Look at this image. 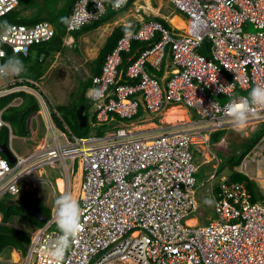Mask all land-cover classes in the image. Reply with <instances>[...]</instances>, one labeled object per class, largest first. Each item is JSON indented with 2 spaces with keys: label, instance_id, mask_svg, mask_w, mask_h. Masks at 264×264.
I'll return each instance as SVG.
<instances>
[{
  "label": "built area",
  "instance_id": "2783aa9c",
  "mask_svg": "<svg viewBox=\"0 0 264 264\" xmlns=\"http://www.w3.org/2000/svg\"><path fill=\"white\" fill-rule=\"evenodd\" d=\"M168 1L186 17L183 28L143 21L133 38L123 35L117 41L100 73L91 77L85 97L96 123H120L103 135L77 137L67 124L58 127L39 93L11 86L20 81L15 75L0 76V97L31 90L50 115L39 147L25 155L10 148L14 163L0 156V198L19 195L22 184L45 166L63 180L62 192L55 184L50 218L30 234L21 264H55L49 255L61 235L54 219L55 200L63 193L73 195L77 178L82 229L61 264H264V199L252 200L244 183L229 178L234 171L246 175L264 195V105L254 107L242 129L262 130L258 142L233 170L218 174L217 162L210 176L213 217L202 224L186 219L197 204L193 152L206 161L216 159L212 135L238 131L226 114L227 105L248 97L254 87H264V0ZM127 2L116 6V0H76L68 17L72 26L66 30ZM17 6L18 0H0V18ZM54 33L47 21L0 27V64L6 50L26 57L32 46L48 42ZM205 41L207 56L200 52ZM133 42H148V47L138 48L134 60L119 71ZM167 49L168 71L163 79L151 76L147 66L159 70ZM121 78L127 81L117 83ZM94 88L103 90L101 99L89 97ZM220 95L230 100L221 104L214 99ZM169 105L186 106L194 119L156 130L130 128L140 107L151 115ZM1 114L0 129H10Z\"/></svg>",
  "mask_w": 264,
  "mask_h": 264
},
{
  "label": "trees",
  "instance_id": "16d2710c",
  "mask_svg": "<svg viewBox=\"0 0 264 264\" xmlns=\"http://www.w3.org/2000/svg\"><path fill=\"white\" fill-rule=\"evenodd\" d=\"M132 1L133 0H128L126 5L130 4ZM57 2L58 0H18L17 8L0 18L1 28H4L11 24L18 23L29 25L39 21L50 22L55 28L53 37L48 42L32 46L29 55L26 57H23L22 55H14L10 50H6V55L2 59V63H4L9 57L12 56L20 59L25 65V71L19 75H15V77L21 78L22 80L14 81L10 85L25 86L36 91L43 98L49 109L50 115H52L51 118L53 122L58 127H63V124L65 123L69 126V128L72 129L71 131L74 135L84 133L87 135L89 130V123H87L85 127L80 128L79 121L76 116V110L81 105L84 106V113L91 109L92 106L85 97V93L91 84V77L100 73L106 55L110 53L116 46L117 41L123 35H125L124 28L126 25L115 26L110 34L106 37L103 45L100 47L97 53V56L90 63V76L86 80L80 81L78 87L79 91L78 93L75 92L71 95V102L67 105L54 106L49 102L40 88L34 83L38 82L46 69V56L51 55L53 52L62 51L64 47V38L68 36H71L73 38L72 44L73 47H75L80 35L82 36L86 33L98 29L113 15L111 10H107V12H105V14H103L97 20L84 24L80 28L69 32L66 30L67 24L61 22V18L69 17L76 0H64L61 7H57ZM26 11H30V13L26 15ZM109 12L112 14H109V17L105 18V15ZM156 20L161 22L165 27H170V24L167 21L161 18H156ZM127 25L132 26V32L136 31L139 28V23L137 21ZM156 40L157 38H155L154 41ZM206 43L208 42L206 41ZM146 47H148V42H133L131 52L123 55V60L119 66V71L123 72V70H125L126 68V65L134 60V58H131V60H128V58L132 54H134L138 48L144 49ZM42 55H45V60L39 61V57ZM169 56L170 51L169 49H167L166 56L164 57L159 70H155L147 66V72L151 76L161 79L165 72L168 71L167 62L169 61ZM121 66L123 67L121 68ZM116 81L117 83H121L127 81V79L121 78ZM15 98L21 99V103L16 106L11 105L12 101ZM39 110L40 103L37 97L34 94L28 93L24 90L15 91L8 95L0 97V111H2V118L9 124L11 133L14 136H29L30 132L27 127L28 119L31 115L37 113ZM144 112L145 111L142 109V107H140L138 113L134 116L132 121L140 119L143 116H147L148 114L146 113L144 115ZM90 123L92 126L91 129L94 130L95 134L97 135H103L107 130L111 129L115 125V122L112 121L97 124L94 115L91 116ZM10 129L6 126L0 129V145L5 144L6 146H8ZM226 133L227 131L215 132L212 135V142H218L220 138ZM230 134L237 137L238 149L232 156H229L227 158V160L225 161V165L222 166V169L225 166H230L233 170V168L237 167L241 163L244 156L258 142L263 134V131L258 130L251 133L249 136H244L243 134L234 132H230ZM0 156L6 158L2 153H0ZM229 178L230 181L244 183L248 191L252 195V200L257 201L264 199V195L261 193L257 183L254 180L248 178L246 175L234 171L231 172ZM22 196L25 198L27 203L37 204L41 208L42 213L46 218L50 217L51 208L46 206L40 198L33 194L31 190L25 191ZM0 213L2 215L0 223V254L4 249H8L9 251L16 250L20 252L24 257L26 255L27 246L30 243V234H27L22 229H17L10 224L13 223L14 219L18 220L23 218L25 220L28 219V222L35 228L41 227L43 223L39 222L32 214L23 209L20 206L18 199L16 200L15 197L10 194H6L3 196V198H0Z\"/></svg>",
  "mask_w": 264,
  "mask_h": 264
},
{
  "label": "rangeland",
  "instance_id": "374dc122",
  "mask_svg": "<svg viewBox=\"0 0 264 264\" xmlns=\"http://www.w3.org/2000/svg\"><path fill=\"white\" fill-rule=\"evenodd\" d=\"M155 1V0H154ZM64 0H58L57 7H61ZM130 6L122 7L120 10H112L113 15L98 29L86 33L79 37L77 45L73 47V39L68 40L65 39L64 47L60 52H53L51 57L46 60V69L43 72V75L40 77L38 82H36L37 86L44 92V95L47 97L49 102L54 106L59 105H67L71 102V95L75 92L79 91V83L80 81L86 80L90 76V63L97 56V53L100 47L103 45L107 35L113 28L114 21L121 18L126 10L129 9ZM133 9V6H132ZM30 11H26L25 14L28 15ZM105 15V18L109 17V14ZM180 17L185 18L184 14L178 13ZM131 18L125 20L124 22H128L125 25L136 21L132 15L129 16ZM122 22V21H121ZM119 22L118 24H120ZM248 31H253L252 27L247 28ZM203 55L207 56V43L206 41L202 45L200 49ZM27 90V89H26ZM26 92L34 94L31 90H27ZM36 96V95H35ZM37 97V96H36ZM38 99V97H37ZM219 103L223 104L230 100L229 97L220 95L214 98ZM39 101V99H38ZM21 102L20 98H15L13 103L19 104ZM40 110L31 115L30 118L34 120V128L36 130L37 137L32 138L31 142L27 141L22 144L19 140H14V149L17 152L25 151L32 146L33 141H37L38 143L43 142L46 134V118L50 117L48 110H46V105L40 102ZM188 112L190 119H193V115L191 111L187 109L186 106H182ZM44 110V112H43ZM46 113V114H45ZM85 114L88 116L89 130L87 135L77 134V137H86L88 135H94L95 131L91 129V109L86 111ZM46 116V117H45ZM162 116V114H152L148 119H144L138 123H147L150 120L158 121V118ZM39 120L40 126H36V121ZM133 125L136 123L132 122ZM120 124L118 121L115 122V125ZM230 132L240 133L244 136H249L251 133L248 130H238V131H227V133L222 136V138L212 144L211 151L215 154L216 159L211 161H206L204 156H201L198 153L193 152V159L196 164V172L194 174L195 179L197 180L198 190L196 194L197 204L189 214L186 219H196L198 224H202L207 222L209 219L213 217L212 204H206L205 199H211V194L207 190L208 185L211 183L210 176L214 173L217 162L219 163L217 166L218 174L227 173L231 170L230 166H225L222 169V166L225 165V161L229 156H232L238 149V140L235 135H231ZM29 137H31V132ZM42 144V143H41ZM219 168V169H218ZM44 172H36L34 174L33 180L28 181L27 183L22 184V187L26 188L25 190H31L34 195L40 197V199L45 202V205L52 208L54 204L53 200V191H55V179L61 178L60 174L56 170H52L49 167H43ZM200 183L206 184L205 186L199 185ZM28 185V186H27ZM75 185H78L77 179ZM77 191V190H76ZM74 193L73 197L76 198L77 193ZM25 192V191H24ZM22 196V195H21ZM14 196L15 199H19ZM29 220L23 219H14L11 226L22 229L27 234H31L35 227L31 225ZM13 254L8 249H4L0 254V264H13ZM23 261V256L19 252V264Z\"/></svg>",
  "mask_w": 264,
  "mask_h": 264
},
{
  "label": "clouds",
  "instance_id": "9594fccd",
  "mask_svg": "<svg viewBox=\"0 0 264 264\" xmlns=\"http://www.w3.org/2000/svg\"><path fill=\"white\" fill-rule=\"evenodd\" d=\"M124 3H126V0H116V6ZM61 22L69 25V27L72 26V22L66 17L61 18ZM131 27V25H126L124 28L125 36L129 39L133 38ZM24 71L25 65L15 56L9 57L3 64H0V76L19 75ZM88 95L92 99L99 100L103 96V90L90 89ZM256 105H264V87L257 86L252 88L248 97L232 99L227 105L226 114L231 119L234 127L242 130L250 116L254 114ZM205 203L211 205L213 201L206 198ZM80 216L79 203L71 193H63L57 197L55 200L54 219L61 235L54 242L49 252L55 264H61L65 253L71 247L73 239L81 231Z\"/></svg>",
  "mask_w": 264,
  "mask_h": 264
},
{
  "label": "crops",
  "instance_id": "0c3cea01",
  "mask_svg": "<svg viewBox=\"0 0 264 264\" xmlns=\"http://www.w3.org/2000/svg\"><path fill=\"white\" fill-rule=\"evenodd\" d=\"M131 5V7L129 8V9H127L126 10V13L121 17V18H119L118 20H116V21H114V23H113V28L115 27V26H118V25H125L126 23H128V22H124L125 20H127V19H129V18H131V17H129V16H133V17H135L134 19H136V21L139 23V26H140V24L143 22V21H149V20H156V18H161V19H163V20H165V21H167L170 25H173L172 24V22H171V20L172 19H174V18H177V19H179L182 23H185V20H186V17L185 18H182V17H180V15L178 14L179 13V11L178 10H176L171 4H170V2L168 1V0H133L130 4H128V5H124L123 7H125V6H130ZM132 6H133V9H132ZM122 21V22H121ZM136 21H133V22H136ZM119 22H121L120 24H118ZM132 23V22H131ZM130 24V23H129ZM174 26V25H173ZM112 28V29H113ZM112 29H111V31H112ZM110 31V32H111ZM110 32H109V34H110ZM108 34V35H109ZM107 35V36H108ZM136 52V51H135ZM136 53H134V54H132L129 58V60H131V58H135L136 57ZM167 64H168V62H167ZM167 72V71H166ZM166 72H165V74H166ZM164 74V75H165ZM164 75L162 76V77H164ZM16 78V77H15ZM16 79H18V80H22L21 78H16ZM163 79V78H162ZM21 103V102H20ZM19 103V104H20ZM11 105H18L17 103H13V101H12V104ZM173 107H177V108H180V109H182V110H184L185 111V115H186V120H182V121H184V122H189V121H191V120H193V119H190V117H189V115H188V112H187V110L185 109V108H183L181 105H178V106H173ZM172 107V105H169V106H166L164 109H163V111L160 113V114H162V116H160L159 118H158V121L157 122H155L154 120H150L149 122H147V123H145V124H143V123H138V122H140V121H142V120H144V119H148L149 118V116H150V114H148L147 116H143V117H141L140 119H137V120H135V124L133 125V123H131V125H130V128H133V129H135V130H146V129H149V130H156V128H158L157 126H159V125H162V124H169V123H174V122H166L165 120H164V118H165V114L171 109V108H173ZM91 111H92V115H94V112H93V109H92V107H91ZM85 114V113H84ZM146 114V112H144V115ZM91 115V116H92ZM152 115V114H151ZM194 117V116H193ZM88 118V117H87ZM182 121H175V122H182ZM88 123V122H87ZM36 126H40V123H39V120L38 121H36ZM27 127H28V129H29V132H31V137H29V136H27V137H17V136H14L12 133L10 134V136H9V144H8V146H10V148H12L16 153H18V154H20V155H25V154H27V153H29V151H31V150H33V149H35V148H37V147H39L40 145H41V143L39 142H37V141H33L31 144H32V146L29 148V149H26L25 151L23 150L22 152H17L15 149H14V140H19L20 142H22V144L23 143H25V142H27V141H29V142H31V140H32V138H36L37 137V135H34L35 133H36V130L34 129L33 130V128H34V120H32L30 117H29V119H28V122H27ZM34 133V134H33ZM30 135V134H29ZM57 179L58 178H56L55 179V183L57 182ZM77 180H78V178H77ZM75 182H76V180H75ZM78 182V181H77ZM28 186V185H27ZM56 186H57V188H58V185H57V183H56ZM78 186V185H77ZM77 186L75 185V189H74V193H75V191L77 190L78 191V188H77ZM26 188L24 187H22V189H21V192H20V194L18 195V197L19 196H21V195H23L24 194V191H27V190H25ZM59 190V189H58ZM77 191H76V193H77ZM74 193H73V195H74ZM36 196V195H35ZM38 197V196H37ZM38 198H40V197H38ZM75 198V197H74ZM76 199V198H75ZM44 204H45V202H43ZM195 221H196V223H198L197 222V220L195 219ZM12 252V254H16L17 255V257H18V260L17 261H14V258H13V261H12V263L13 264H19V252L18 251H16V250H12L11 251Z\"/></svg>",
  "mask_w": 264,
  "mask_h": 264
},
{
  "label": "water",
  "instance_id": "95a60500",
  "mask_svg": "<svg viewBox=\"0 0 264 264\" xmlns=\"http://www.w3.org/2000/svg\"><path fill=\"white\" fill-rule=\"evenodd\" d=\"M76 116L79 121V127L83 128L87 125L88 118L87 115L84 114V106L81 105L77 110H76ZM0 153L4 154L7 160L10 163L15 162V158L10 150L9 146H6L5 144L0 145ZM19 204L20 206L27 210L30 214H32L39 222L45 223L47 221V218L43 215L41 208L35 204V203H27L25 198L21 196L19 199Z\"/></svg>",
  "mask_w": 264,
  "mask_h": 264
},
{
  "label": "bare ground",
  "instance_id": "6f19581e",
  "mask_svg": "<svg viewBox=\"0 0 264 264\" xmlns=\"http://www.w3.org/2000/svg\"><path fill=\"white\" fill-rule=\"evenodd\" d=\"M75 3V2H74ZM124 8V7H123ZM112 12V10H111ZM172 24L176 27V28H183L184 27V23H182L179 19L177 18H174L171 20ZM18 24V23H17ZM81 36V35H80ZM65 39V38H64ZM48 61V60H47ZM129 62V61H128ZM123 66H121L122 68ZM91 83V82H90ZM41 102V101H40ZM51 107V106H50ZM173 107V106H172ZM44 112V110H43ZM46 114V113H45ZM155 115V114H154ZM187 115V114H186ZM186 115H185V111L180 109V108H177V107H173L171 108L166 114H165V118L164 120L166 122H175V121H182V120H186ZM52 116V115H51ZM46 117V116H45ZM97 125V124H96ZM71 129V128H70ZM72 130V129H71ZM3 158V157H2ZM219 169V168H218ZM57 185H58V189L60 192H62L63 190V180L61 178H58L57 179ZM55 183V184H56ZM3 198V197H2ZM50 218V217H49ZM188 224H195L196 221L195 219H190L187 221ZM13 258H14V261H17L18 260V257L17 255L14 253L13 254Z\"/></svg>",
  "mask_w": 264,
  "mask_h": 264
}]
</instances>
